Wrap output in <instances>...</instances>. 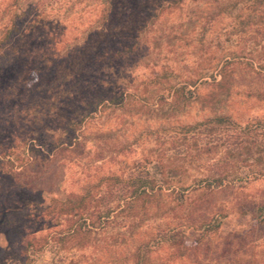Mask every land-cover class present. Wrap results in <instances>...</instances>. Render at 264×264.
Listing matches in <instances>:
<instances>
[{
	"label": "rangeland",
	"instance_id": "1",
	"mask_svg": "<svg viewBox=\"0 0 264 264\" xmlns=\"http://www.w3.org/2000/svg\"><path fill=\"white\" fill-rule=\"evenodd\" d=\"M261 23L264 0H0V38L14 24L24 43L16 65L0 69V150L14 146L0 158V264H264V72L238 68L220 85L205 77L178 99L168 90L199 70L218 82L224 60L264 57ZM41 53L55 73L28 87ZM223 116L227 129L211 136L236 138L238 180L183 192L207 175L187 162L172 189L112 213L87 247L61 258L48 248L20 254L23 216L102 177L125 178L145 158L179 167L180 125ZM224 145L200 163H219ZM8 215L15 230L1 223ZM47 231L38 222L32 237Z\"/></svg>",
	"mask_w": 264,
	"mask_h": 264
},
{
	"label": "trees",
	"instance_id": "2",
	"mask_svg": "<svg viewBox=\"0 0 264 264\" xmlns=\"http://www.w3.org/2000/svg\"><path fill=\"white\" fill-rule=\"evenodd\" d=\"M260 22H263V20ZM19 23L22 24L20 21ZM12 26L13 28L8 32L7 37L0 38V69L9 67L10 65L15 66L16 55L20 56L23 54L24 43L20 34V29L14 24ZM261 26L264 27V23H261L260 27ZM259 31L260 30L256 29V32L259 33ZM251 38L254 41L256 39L255 36ZM11 42L14 44L12 47H10ZM130 51L134 52V49L131 47ZM255 54L257 55V59L233 57L230 61L224 60L222 66L218 70L220 76L218 82L215 81L216 79L213 74L209 72L210 69L204 71L199 70L194 81H188L189 83L186 82L182 85L169 87L168 90L172 98L176 97L178 99L181 98L186 84L195 86L198 81L201 82L205 77H209L212 79L213 83L219 84L237 71L238 68H243L254 74H263L264 57L260 55V52H256ZM35 64V67H33L30 72L33 79H30L26 83L28 87L38 82L39 76L42 75L44 70L47 69L53 74L55 73V64H53L51 57L45 53H41L39 56L35 57ZM189 92L191 93V91ZM98 103L99 101L87 102L85 105L88 106L89 110H96ZM79 105L83 106L82 103ZM209 122L212 123L211 126L206 125L207 123L209 124ZM228 122V118L223 116L208 120L207 123L180 125L179 130L182 135L177 140L182 143L186 151L183 153V157L179 159L181 161L179 167L171 166V163L164 164L161 159L153 161L152 159L145 158L142 163H135L131 172H129L125 178H121L117 175L102 177L96 184L87 188L81 194L69 193L62 200L52 199L50 205L46 207L42 214L37 216H23L19 220V222L23 224L18 228L20 229V232H18L21 233L19 236L21 239L19 241V246L22 247L20 254L22 255L24 252L28 251L34 254L42 249L48 248L47 250L54 256L61 258L60 255L68 253L71 250H81L87 247L91 240V235L102 226L103 221H107L110 218L112 213L117 210L121 211L123 207H130L134 204H138L139 200L143 198L153 197L157 190H163L166 187L172 189V184L170 182L174 180L175 171L182 172L184 170V164L187 162L190 164L196 162L197 168L199 162L201 168L197 169L196 173L205 172L207 175L200 179L196 176L192 177L190 184L179 188L183 192L189 189L199 188L202 185H205L209 191H212L221 188L226 183L238 180V176L234 175L233 172H235L234 170L236 168L235 160L239 158L240 153L237 152L239 151L238 147L235 149L231 147V145L237 143L236 138L232 135H226V141L218 143L219 139L215 141L211 136V133L217 130L220 131L218 126L226 125L225 128L227 129ZM71 131L74 133L75 129ZM75 140L77 141L78 138ZM72 142L73 139L68 138L67 146H72ZM223 145L225 147V158L221 159L219 163L212 164L211 166H207L206 163H200L203 158L207 159L211 152H218ZM39 146H42L41 148L44 147L42 144H39ZM13 149L14 146L11 145L6 151L2 152L0 150V158L2 156L4 158L10 157ZM7 162L14 165V160H8ZM177 182H179V180ZM142 206L144 207L146 204ZM9 216L10 215H8L6 219H2L1 223L6 224L5 230L12 228L11 226H15L13 227L15 230L17 228L16 222L14 219L8 220ZM38 222L48 226V231L44 237L36 240L35 237L32 236L35 234L33 232L34 225ZM219 223L216 224L215 228L219 227ZM210 224L211 221L203 223L201 228L207 230L212 227ZM54 228L55 230H53ZM51 229L53 231H51ZM21 264L25 263L22 262Z\"/></svg>",
	"mask_w": 264,
	"mask_h": 264
}]
</instances>
